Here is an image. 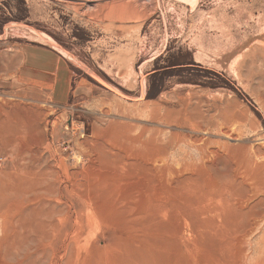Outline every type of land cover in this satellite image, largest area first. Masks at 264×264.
<instances>
[{"label": "rangeland", "instance_id": "1", "mask_svg": "<svg viewBox=\"0 0 264 264\" xmlns=\"http://www.w3.org/2000/svg\"><path fill=\"white\" fill-rule=\"evenodd\" d=\"M40 33L66 103L15 81ZM22 193L42 223L7 264H264V0H0V204Z\"/></svg>", "mask_w": 264, "mask_h": 264}, {"label": "crops", "instance_id": "2", "mask_svg": "<svg viewBox=\"0 0 264 264\" xmlns=\"http://www.w3.org/2000/svg\"><path fill=\"white\" fill-rule=\"evenodd\" d=\"M70 80L69 62L59 50L38 45L25 48L15 78L20 85L44 87L54 103L62 104L69 100Z\"/></svg>", "mask_w": 264, "mask_h": 264}, {"label": "bare ground", "instance_id": "3", "mask_svg": "<svg viewBox=\"0 0 264 264\" xmlns=\"http://www.w3.org/2000/svg\"><path fill=\"white\" fill-rule=\"evenodd\" d=\"M39 33V32H38ZM37 33V34H38ZM42 33H40V35H37L35 41L42 43V44H49L52 45L53 48L59 50L60 52H62L63 54L67 55L68 54L66 52L63 51V49H61L60 47H58L57 43H55L53 40H51L50 38H48V36H44L41 35ZM70 56V55H69ZM77 63V62H76ZM23 194V193H22ZM33 194H26L23 196H15V195H10L8 196V198L5 199L4 204H0V264H7V256H6V252L8 250V248L10 247V240L12 237H16L19 236L23 230H25V224L30 223V224H35L38 225L39 223L41 224L42 222L39 220L38 217L35 218H26V216H24L22 214L23 209L25 207H27L30 203L32 205H38L37 204V200L35 197L37 196V193L35 194L36 196L32 197ZM35 213H38V209H34ZM24 217H23V216ZM38 215V214H37ZM264 215V214H263ZM70 216V215H69ZM60 219V218H59ZM58 221V220H57ZM55 222L56 221H49L48 226H49V231H54L55 229ZM45 223V222H44ZM46 224V223H45ZM58 227V225H57ZM52 237V236H51ZM98 239V238H97ZM39 238L35 237L34 242L36 244L39 243ZM51 241V240H50ZM55 241V240H54ZM100 241V240H99ZM36 244H34V249H38V247L36 246ZM71 246V245H70ZM68 245V247H70ZM73 248V247H72ZM71 248V249H72ZM54 249V248H53ZM33 250V249H32ZM41 250V249H40ZM69 250V248H68ZM67 250V251H68ZM39 251V250H38ZM37 251V252H38ZM55 251V250H54ZM58 251V250H57ZM66 251V252H67ZM72 252H74L73 250H71ZM65 252V250H64ZM69 252V251H68ZM54 253V252H53ZM56 253V252H55ZM42 254V253H41ZM66 254V253H65ZM75 254V253H74ZM73 254V255H74ZM82 254V253H81ZM37 255V253H36ZM64 255V254H63ZM41 256V255H40ZM38 257V256H37ZM63 257V256H62ZM67 257V255H66ZM63 259V258H62ZM72 259V258H71ZM38 260V259H37ZM42 260V259H41ZM61 260V259H59ZM65 260L63 261L64 264ZM70 262V261H69ZM74 262V261H73ZM53 263V261H52ZM60 263V262H59ZM58 263V264H59ZM54 264L55 261H54ZM62 264V263H61ZM70 264V263H69Z\"/></svg>", "mask_w": 264, "mask_h": 264}]
</instances>
